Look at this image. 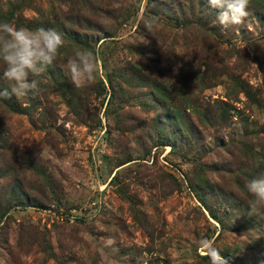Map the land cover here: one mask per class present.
<instances>
[{
  "label": "rangeland",
  "instance_id": "obj_1",
  "mask_svg": "<svg viewBox=\"0 0 264 264\" xmlns=\"http://www.w3.org/2000/svg\"><path fill=\"white\" fill-rule=\"evenodd\" d=\"M0 0L65 47L36 96L0 98V264H264V0ZM152 31L146 30V24ZM94 52L96 81L66 75ZM0 91L10 88L2 79Z\"/></svg>",
  "mask_w": 264,
  "mask_h": 264
},
{
  "label": "clouds",
  "instance_id": "obj_2",
  "mask_svg": "<svg viewBox=\"0 0 264 264\" xmlns=\"http://www.w3.org/2000/svg\"><path fill=\"white\" fill-rule=\"evenodd\" d=\"M207 6L217 11V23L224 29L244 23L249 15L250 0H206ZM151 32L152 25L146 24ZM65 47L62 33L54 28L30 29L16 27L12 23L0 22V65L2 79L10 88L0 91V98L15 96L22 98L43 91L47 83L44 73L57 60ZM66 75L77 90L91 86L97 79L98 62L93 51L76 49L66 61ZM249 214L259 215L264 211V176L250 178L244 185ZM209 264H229L219 249L205 242Z\"/></svg>",
  "mask_w": 264,
  "mask_h": 264
}]
</instances>
